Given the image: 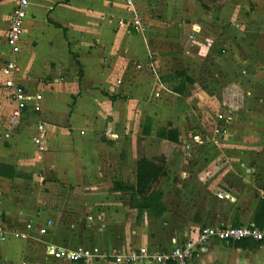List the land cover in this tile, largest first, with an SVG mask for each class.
<instances>
[{"label":"crops","instance_id":"0c3cea01","mask_svg":"<svg viewBox=\"0 0 264 264\" xmlns=\"http://www.w3.org/2000/svg\"><path fill=\"white\" fill-rule=\"evenodd\" d=\"M27 1L16 81L42 96L41 110L28 108L10 138L0 142V223L20 229L30 223L32 230L27 240L0 244V264H118L111 255L141 247L169 252L173 240H194L205 227L254 225L252 217L264 198L263 127L238 126L242 117L234 114L219 144L191 143L185 149L183 136L194 131L179 129L170 103L183 95L171 92L168 85L175 82H163L162 69L148 62V30L139 35L117 24L129 17L122 0ZM252 1L255 10L264 7V1ZM18 2L0 0V131L8 126L9 118L1 122L7 96L10 113L13 107L1 70L10 56L5 36ZM230 13L217 16L209 5L164 38L190 41L196 53L217 48L212 54L224 56L210 31L200 28L245 19L238 10ZM202 34L208 43L201 41ZM161 60L169 62L171 55L161 52ZM151 101L161 103V114L151 111ZM160 117L161 125L178 129L179 142L155 134L152 144L153 131L145 135L144 128V140L137 142L142 121ZM40 132L43 152L33 143ZM247 135L254 141H246ZM162 148L166 173L157 190L165 210L158 218L139 216L126 202L129 193L114 191V184L133 185L136 162L153 160L150 153ZM261 212L264 221V207ZM47 245L88 250L93 257L56 258L48 255ZM185 264H264V241L210 240Z\"/></svg>","mask_w":264,"mask_h":264},{"label":"rangeland","instance_id":"374dc122","mask_svg":"<svg viewBox=\"0 0 264 264\" xmlns=\"http://www.w3.org/2000/svg\"><path fill=\"white\" fill-rule=\"evenodd\" d=\"M254 4L252 0H139L136 4L147 24L146 39L151 52L147 57L148 62L151 61L157 70L162 69L166 76L184 70L193 80L192 85L186 86L181 98L170 102L176 108L172 116H175L176 111V117L181 121L179 129L184 126L183 132L188 128L194 131L190 136H183L189 143H194V137H204L203 134L216 125L212 117L229 110L235 116L240 114V119L242 117L238 126L264 128V7L255 10ZM209 5L214 7L217 16L224 12L227 14V9L231 11L230 14H234L236 10L241 15L245 14L242 21L237 19L230 22L224 18L227 20L208 25V28H200L204 33L210 31V40L216 39V46L226 52L224 56L212 54H217V48L213 52L200 50L196 53L190 49V41L164 38L165 35L173 36L179 25L187 23L189 18L197 15L201 9L209 8ZM256 12L259 13L258 16L250 14ZM215 18L217 21L220 17ZM202 36L201 41L208 43L206 35ZM161 52H168L172 60L162 61ZM170 85L173 84H169L168 88ZM5 99L8 105V96ZM149 104L155 115L161 114V103L151 101ZM6 105L3 108L2 123H7L9 118L10 108ZM145 127L149 128V133L151 129L153 131L150 136L152 144L156 143L154 136L158 130H168L169 127L173 129L172 123L165 124V127L161 125V117L154 120L147 118L137 128L138 132L135 131L137 142L144 140L141 132ZM251 139L247 135L246 141ZM165 153L167 152H163L162 148L150 155L153 160L163 161L165 166ZM188 153L187 151L186 154ZM183 154L189 158L184 152ZM29 155L33 156L32 153ZM44 171L40 170L42 176H45ZM154 188H159V182Z\"/></svg>","mask_w":264,"mask_h":264},{"label":"built area","instance_id":"2783aa9c","mask_svg":"<svg viewBox=\"0 0 264 264\" xmlns=\"http://www.w3.org/2000/svg\"><path fill=\"white\" fill-rule=\"evenodd\" d=\"M125 11L128 13V19H118L119 26H127L134 33L143 35L146 32L147 24L143 19L141 11L136 6L134 0H122ZM28 1L19 0L16 8L10 15L9 26L5 36V44L9 50V58L4 62L2 75L4 76V87L10 92L13 107L10 113L8 126L0 131V142L10 138L11 131L19 126L25 111L30 108L33 112L38 113L41 110L40 103L42 96L40 94H31L27 89L16 81L18 66L15 57L19 53L20 39L24 21L28 11ZM233 113L231 110L218 113L215 116L216 125L211 128L210 132H205L202 137H194V144H219L223 137H226L231 124L233 123ZM220 122L221 124H218ZM38 152L45 150V143L42 132L33 139ZM191 143L185 142V149L190 148ZM88 221L92 220L89 215ZM32 230V224L25 223L20 229L14 226H8L0 223V244L9 240H27ZM40 235L46 234V229L39 230ZM210 240L239 242L243 240H252L255 242L264 241V230H260L254 225L246 226H225V227H205L200 230L194 240H186L185 243L172 241V248L169 252H156L146 247H141L135 251L111 255L118 264H166L173 262L175 264H185L194 254L204 250ZM50 256L56 258H65L74 261H88L93 255L88 250L79 249L76 251H67L58 249L52 245L45 247Z\"/></svg>","mask_w":264,"mask_h":264},{"label":"trees","instance_id":"16d2710c","mask_svg":"<svg viewBox=\"0 0 264 264\" xmlns=\"http://www.w3.org/2000/svg\"><path fill=\"white\" fill-rule=\"evenodd\" d=\"M163 82L175 81L169 86V90L177 95H184L186 86L192 85L193 80L189 78L185 71H175L171 75L162 78ZM143 133L149 134V128H144ZM156 136L172 143L179 142V134L176 129H160ZM164 162L161 160H148L141 158L135 166V183L133 185L114 184V191L128 192L126 202L132 209L137 210L138 215L147 214L150 217L158 218L165 208L161 203V193L154 186L165 176ZM264 207V198L258 204L257 210L252 217L254 225L264 230L261 209Z\"/></svg>","mask_w":264,"mask_h":264}]
</instances>
